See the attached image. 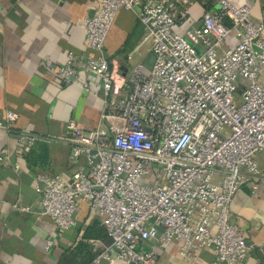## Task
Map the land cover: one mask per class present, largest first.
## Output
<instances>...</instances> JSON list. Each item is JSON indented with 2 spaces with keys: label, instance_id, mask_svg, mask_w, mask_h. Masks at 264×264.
Instances as JSON below:
<instances>
[{
  "label": "built area",
  "instance_id": "built-area-1",
  "mask_svg": "<svg viewBox=\"0 0 264 264\" xmlns=\"http://www.w3.org/2000/svg\"><path fill=\"white\" fill-rule=\"evenodd\" d=\"M252 3L218 0L182 36L173 26L185 19L188 0H101L81 22L88 51L44 64L86 94L93 80L103 104L96 127L66 124L71 176H33L40 212L57 230L75 226L79 201L100 218L110 242L88 264H158L156 247L172 241L183 261L203 247L221 264L250 252L229 208L244 184L264 181V23L252 21ZM120 10L136 15L153 63L146 71L133 65L116 86L104 43ZM17 118L6 111L0 129L11 132ZM14 136L22 153L38 140L27 130ZM148 241L154 245L144 248Z\"/></svg>",
  "mask_w": 264,
  "mask_h": 264
},
{
  "label": "crops",
  "instance_id": "crops-1",
  "mask_svg": "<svg viewBox=\"0 0 264 264\" xmlns=\"http://www.w3.org/2000/svg\"><path fill=\"white\" fill-rule=\"evenodd\" d=\"M101 0H0V117L12 111L18 118L11 132L0 129V264H88L110 240L99 217L79 201L75 226L57 230L40 212V196L34 190L35 173L69 178L70 145L66 124L74 120L82 130L96 127L102 110L98 86L91 81L86 94L78 83L64 84L44 67L58 66L67 53L88 51L82 20L93 14ZM185 19L173 31L186 36L206 11H215L218 0H188ZM240 6L247 0H228ZM252 1L251 19L264 23V0ZM264 35V28H263ZM144 30L132 11L120 10L104 43L114 84L118 86L131 67L145 71L153 55L142 43ZM235 39H226L233 46ZM91 80V79H90ZM264 80V71L260 77ZM27 130L38 136L28 154L22 153L15 133ZM16 165L18 167L16 168ZM264 171V152L258 155ZM230 221L243 230L250 252L237 264H264V181L246 183L230 203ZM52 244L46 249V242ZM154 245L153 241L144 248ZM179 243L156 247L158 264H221L210 248L194 253V260L180 258ZM99 264H129L122 260Z\"/></svg>",
  "mask_w": 264,
  "mask_h": 264
},
{
  "label": "trees",
  "instance_id": "trees-1",
  "mask_svg": "<svg viewBox=\"0 0 264 264\" xmlns=\"http://www.w3.org/2000/svg\"><path fill=\"white\" fill-rule=\"evenodd\" d=\"M30 150V149H29ZM28 150V152L26 154H28L30 151ZM99 227V226H98Z\"/></svg>",
  "mask_w": 264,
  "mask_h": 264
},
{
  "label": "rangeland",
  "instance_id": "rangeland-1",
  "mask_svg": "<svg viewBox=\"0 0 264 264\" xmlns=\"http://www.w3.org/2000/svg\"><path fill=\"white\" fill-rule=\"evenodd\" d=\"M196 48V47H195ZM198 50V48H196ZM199 51V50H198ZM239 92V91H238Z\"/></svg>",
  "mask_w": 264,
  "mask_h": 264
},
{
  "label": "water",
  "instance_id": "water-1",
  "mask_svg": "<svg viewBox=\"0 0 264 264\" xmlns=\"http://www.w3.org/2000/svg\"><path fill=\"white\" fill-rule=\"evenodd\" d=\"M131 264V263H130Z\"/></svg>",
  "mask_w": 264,
  "mask_h": 264
}]
</instances>
